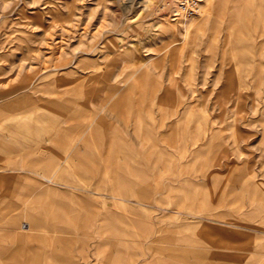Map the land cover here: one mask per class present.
I'll return each mask as SVG.
<instances>
[{"label": "rangeland", "instance_id": "1", "mask_svg": "<svg viewBox=\"0 0 264 264\" xmlns=\"http://www.w3.org/2000/svg\"><path fill=\"white\" fill-rule=\"evenodd\" d=\"M166 1L0 0V264H264V0Z\"/></svg>", "mask_w": 264, "mask_h": 264}, {"label": "bare ground", "instance_id": "2", "mask_svg": "<svg viewBox=\"0 0 264 264\" xmlns=\"http://www.w3.org/2000/svg\"><path fill=\"white\" fill-rule=\"evenodd\" d=\"M202 1H204V4L202 6L203 8H202V10L200 12L199 18L201 19V18L204 17V19H207L210 16V14L212 13V11H213L212 8H213L214 4H216L218 0H202ZM173 20H174V18H173ZM193 23H194V21H192V20L190 22H188V23L184 22L183 37H182V40H181V44L178 47V52L179 53L184 50V47H185L186 43L190 40L191 28L193 26ZM140 58L141 57L137 56L138 61L140 60ZM173 73L174 72H172V74H171L172 77H171L170 82H169L170 86H175L176 85V78H175ZM110 213L112 214V215L110 214L111 217H114V218L116 217V212L114 211V209L111 210ZM62 241H63V239H60L58 242H62ZM83 242L85 243V241H83ZM51 243L54 244V241L51 240ZM81 244H83V243H81ZM112 246H113V244H112ZM35 260H36V258L33 257V262ZM64 261H65V263L67 262V260H64Z\"/></svg>", "mask_w": 264, "mask_h": 264}, {"label": "built area", "instance_id": "3", "mask_svg": "<svg viewBox=\"0 0 264 264\" xmlns=\"http://www.w3.org/2000/svg\"><path fill=\"white\" fill-rule=\"evenodd\" d=\"M202 0H167L174 19L187 18L197 14Z\"/></svg>", "mask_w": 264, "mask_h": 264}, {"label": "crops", "instance_id": "4", "mask_svg": "<svg viewBox=\"0 0 264 264\" xmlns=\"http://www.w3.org/2000/svg\"><path fill=\"white\" fill-rule=\"evenodd\" d=\"M123 132L125 134H128V136H129L128 140L132 143L140 142L142 140L141 136L145 137L148 134L147 127L145 125H140V124H134V125H132V127H130L129 131H123ZM153 133H154V131H149V134L153 135ZM131 157H135V156L131 155ZM22 228L25 229L26 231H32L35 229V226H32L29 223V225H22Z\"/></svg>", "mask_w": 264, "mask_h": 264}]
</instances>
